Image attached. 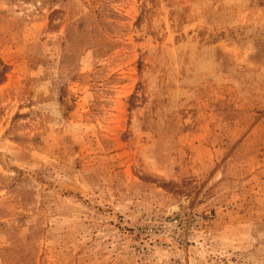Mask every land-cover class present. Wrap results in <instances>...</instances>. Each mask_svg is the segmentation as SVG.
<instances>
[{
  "label": "rangeland",
  "instance_id": "1",
  "mask_svg": "<svg viewBox=\"0 0 264 264\" xmlns=\"http://www.w3.org/2000/svg\"><path fill=\"white\" fill-rule=\"evenodd\" d=\"M0 264H264V0H0Z\"/></svg>",
  "mask_w": 264,
  "mask_h": 264
}]
</instances>
